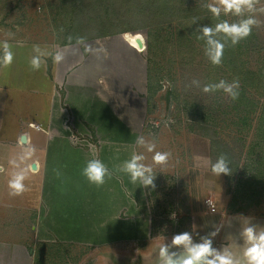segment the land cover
Returning <instances> with one entry per match:
<instances>
[{
    "label": "rangeland",
    "instance_id": "obj_1",
    "mask_svg": "<svg viewBox=\"0 0 264 264\" xmlns=\"http://www.w3.org/2000/svg\"><path fill=\"white\" fill-rule=\"evenodd\" d=\"M165 2L177 11L161 15ZM214 3L217 0H0V40L27 42L49 55L66 50L73 58L83 52L92 69L98 68L101 85L125 94H111L116 104L130 109L123 140L143 155L140 163L151 168L155 187L147 185L144 191L141 179H130L128 185L134 195L142 194L138 206L150 208L158 200L172 213L160 212L163 216L154 219L151 229L149 218L125 209L126 229L99 227L91 234L83 230L68 236L75 241H39L34 264H164L209 241L214 250L209 260L231 254L239 264H247L245 251L251 243L245 230L253 227L257 236L264 233V0L252 12L221 11L220 17L208 8ZM248 16H254L257 25L235 46L226 34H215L225 49L222 64L213 65L203 27L223 20L238 23ZM138 35L146 46L139 45ZM9 45L13 54L35 51ZM89 47L91 51H85ZM3 55L1 49L0 59ZM70 58L62 61L68 64ZM11 68L5 67L7 72ZM42 71L26 74L25 85L48 89ZM77 71L81 76L89 72ZM222 79L239 81L238 99L222 90L204 91L205 85ZM95 136H75L74 146L100 147ZM211 136L216 138L214 149ZM121 141L112 145L119 147ZM151 145L154 151L148 150ZM155 152H169L168 161L156 164ZM222 154L231 174L217 176L211 167ZM185 232L190 240L175 244L174 237Z\"/></svg>",
    "mask_w": 264,
    "mask_h": 264
},
{
    "label": "crops",
    "instance_id": "obj_2",
    "mask_svg": "<svg viewBox=\"0 0 264 264\" xmlns=\"http://www.w3.org/2000/svg\"><path fill=\"white\" fill-rule=\"evenodd\" d=\"M0 42L3 44L5 40ZM8 43L31 46L35 51L25 54L16 51L11 72L0 65V264H34L39 241H75L76 237L68 236H76L83 230L91 234L99 227L107 230L118 225L126 229L122 216L125 209H133L145 220L149 218L151 229L160 212L171 215L169 209L161 208L158 200L151 209L138 206L142 194L134 195L128 185L131 175L124 170L125 162L139 153L123 140L130 109L125 111L111 96L125 94L102 86L98 68L92 69L83 52L70 58L71 52L66 50L51 51L55 53L49 55L46 49L39 51L27 42ZM56 54L65 55L63 59L70 58V62H54ZM35 56L40 57L48 89L37 84L25 85V75L35 74L30 64ZM78 68L89 72L81 76ZM15 82L20 85L16 87ZM62 85L63 97L59 92ZM141 116L138 115L139 119ZM93 134L100 147L74 146L75 136L87 138ZM118 141L121 146L112 145ZM92 159H100L108 168L102 185L89 182L83 175ZM21 170L25 172L28 190L20 196H11L8 180Z\"/></svg>",
    "mask_w": 264,
    "mask_h": 264
},
{
    "label": "clouds",
    "instance_id": "obj_3",
    "mask_svg": "<svg viewBox=\"0 0 264 264\" xmlns=\"http://www.w3.org/2000/svg\"><path fill=\"white\" fill-rule=\"evenodd\" d=\"M259 3V0H217V3L209 4L208 8L211 13L220 17L221 11L225 15L236 14L239 15L244 9L249 12L255 10V5ZM264 11V9H261ZM257 25V20L254 16H248L246 19L241 20L238 23H230L227 20H223L217 23L215 27L204 26L202 29L203 36L208 37L207 43L210 46L208 49V55L210 56L213 65L219 66L222 64L223 53L225 45L219 40L215 39L214 36L217 33H224L231 38L232 44L235 46L241 40L247 38L251 35L252 29ZM138 40L143 41V35H138ZM136 41H133L135 44ZM4 55L0 59V65L9 66L13 63L14 54L11 51V46L7 41L2 45ZM139 48V45H137ZM139 50H143L139 48ZM85 51H91V48H86ZM63 60V56L56 54L53 56V61L59 63ZM31 68L33 70H39L41 61L39 56H35L31 59ZM239 81L233 80L228 82L226 80H220L219 84L215 85H205V92H212L216 90H222L224 93L228 94L233 100L239 97ZM154 145L149 146V151H154ZM170 153L169 152H155L152 157L156 164H164L168 161ZM143 155H133L131 160L125 162L124 170L130 173L132 182L135 183L137 179H142L144 186L152 185L155 187L153 180L154 176L151 174L152 170L150 167L139 163L143 160ZM211 171L220 176L221 174H231V169L229 167V162L225 154H222L219 159L212 164ZM108 173V168L100 159H92L88 161L87 166L83 169V175L87 177L88 181L96 185H102L105 182V176ZM149 173V175H145ZM26 175L23 170L13 173L8 180V187L10 189L11 196H20L25 191L28 190L26 184ZM245 234L248 237L251 246L245 251V256L247 257V264H264V233L258 236L255 233L253 227H249L245 230ZM190 240V235L185 232L183 234L174 237V243L179 245L184 241ZM192 254L180 260V264H197L202 258L207 255H211L214 251L211 248V243L205 242L200 244L195 248L189 250ZM162 255L166 252V249L161 250ZM169 264H176V261L169 259ZM207 264H239L238 261L234 260L231 254L217 255L214 259L208 260Z\"/></svg>",
    "mask_w": 264,
    "mask_h": 264
},
{
    "label": "water",
    "instance_id": "obj_4",
    "mask_svg": "<svg viewBox=\"0 0 264 264\" xmlns=\"http://www.w3.org/2000/svg\"><path fill=\"white\" fill-rule=\"evenodd\" d=\"M144 40H145V39H144ZM138 42H139V45H140L141 47L146 46V45L143 43V41L141 42V41L138 40ZM144 42H145V41H144ZM25 140H26V139H25V136H23V137H22V141L25 142ZM32 167H33V168H36V164L33 163V164H32ZM201 244H204V243H201ZM199 245H200V244H199ZM211 248H212V246H211ZM191 254H192V253H191L190 251H182V252H179V253H177L176 255L172 256L170 259L176 261V264H180V260H181L182 258H185V257H187V256H190ZM210 256H211V255H207L206 257L202 258L200 261L197 262V264H207L208 260L210 259ZM164 264H169V260H168L167 262H165Z\"/></svg>",
    "mask_w": 264,
    "mask_h": 264
},
{
    "label": "trees",
    "instance_id": "obj_5",
    "mask_svg": "<svg viewBox=\"0 0 264 264\" xmlns=\"http://www.w3.org/2000/svg\"><path fill=\"white\" fill-rule=\"evenodd\" d=\"M168 3H166L165 2V5H163V7H162V9H160V13H161V15L162 14H164V13H168V14H171V13H173V12H175V11H177V10H175L174 9V11H172L173 10V7H168ZM248 121H244L243 123H247ZM218 131H214V133L216 134ZM216 138L213 136H211L210 137V142H211V147L213 148V147H215L216 146ZM218 147V146H217ZM214 149V148H213ZM212 149V150H213Z\"/></svg>",
    "mask_w": 264,
    "mask_h": 264
},
{
    "label": "built area",
    "instance_id": "obj_6",
    "mask_svg": "<svg viewBox=\"0 0 264 264\" xmlns=\"http://www.w3.org/2000/svg\"><path fill=\"white\" fill-rule=\"evenodd\" d=\"M30 125H31V126H34V123H30ZM37 127H38V126H37ZM210 203H212V202H210Z\"/></svg>",
    "mask_w": 264,
    "mask_h": 264
},
{
    "label": "bare ground",
    "instance_id": "obj_7",
    "mask_svg": "<svg viewBox=\"0 0 264 264\" xmlns=\"http://www.w3.org/2000/svg\"><path fill=\"white\" fill-rule=\"evenodd\" d=\"M201 244V243H200ZM198 246V245H197Z\"/></svg>",
    "mask_w": 264,
    "mask_h": 264
}]
</instances>
